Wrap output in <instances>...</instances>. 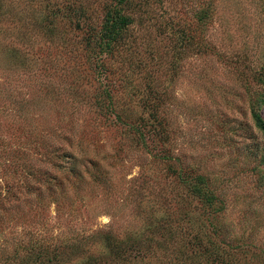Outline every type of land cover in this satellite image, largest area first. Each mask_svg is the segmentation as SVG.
Masks as SVG:
<instances>
[{"label":"rangeland","instance_id":"rangeland-1","mask_svg":"<svg viewBox=\"0 0 264 264\" xmlns=\"http://www.w3.org/2000/svg\"><path fill=\"white\" fill-rule=\"evenodd\" d=\"M114 3L0 0V264L104 254L105 234L124 241L189 195L169 164L203 177L218 198L220 234L246 253L237 264H264V134L250 117L264 72V0H131L121 8L125 40L100 57L101 70L86 37ZM67 5L85 14L67 19ZM52 7L62 9L60 34L49 37L37 21ZM202 9L210 18L199 24ZM184 32L191 47L178 49ZM148 82L166 127L143 129L156 131L146 150L113 111L146 117ZM165 146L169 160L158 158ZM193 203L200 215L212 210Z\"/></svg>","mask_w":264,"mask_h":264},{"label":"trees","instance_id":"trees-1","mask_svg":"<svg viewBox=\"0 0 264 264\" xmlns=\"http://www.w3.org/2000/svg\"><path fill=\"white\" fill-rule=\"evenodd\" d=\"M114 2L113 5L106 8L100 28L98 30L91 29V33L86 37V45L90 53L97 58L96 63L101 70H105V66L100 57L103 54H112L114 49L123 44L126 36L124 32H127L129 25V20L122 14L121 8L129 6L131 0H114ZM66 9L67 19L85 14L82 8L67 5ZM61 10L52 7L51 11L49 10L37 21L38 25L46 27V29L52 28L47 33L49 37L60 34L54 24L55 18ZM210 13L209 9H202L196 16L198 23H206V20L210 18ZM73 23L75 28H81L77 21ZM192 40L193 35L190 33L186 35L184 32L180 37V42L176 43L174 47L178 46V49H183L188 46L190 48ZM142 62V60H138L137 66H140ZM137 66L135 67L139 68ZM260 76L258 80L261 91L252 94L250 117L254 127L264 134V117L261 114V110L264 109V72ZM151 83H147V95L140 99L142 112L147 114L146 117L138 116L132 120V116L123 110L113 111L118 123L130 130L135 146L146 150L149 148L146 135L155 134L156 131H144L143 129L146 126L153 129L157 126L159 130L166 127L163 123L165 118L160 116L162 98L157 95V90L152 87ZM129 84L131 85V82ZM125 89L130 98L135 97L136 87L127 85ZM108 106L111 107V110L114 109L111 100ZM157 133L163 134V144L168 145L171 142L168 131H157ZM160 151L162 155L160 154L158 158L162 160L171 158V152L166 146ZM87 161L96 163L91 158H88ZM167 172L176 176L175 178L186 186L189 185L187 190L189 195L177 199L173 204L165 200L169 206L172 204V210L169 209L164 215L155 219L147 218L144 227L141 228L142 231L129 235L124 241H118L109 233L105 234L101 237L104 254L89 256L80 264H133L135 262L147 264V259H155L159 264H237V256L241 252L242 255L246 253L240 245H230V240L226 235L220 234L222 227L217 224L216 220L219 219V216L216 214L221 213V210L214 207L218 198L209 189L204 178L198 176L194 178V181H191L186 171L183 172L182 169H177L172 164L167 165ZM196 200H200L202 204H209L212 210L207 214L205 212H202L201 215L198 214L196 206L195 209L192 207L193 201ZM210 220L212 221L210 222ZM74 246L78 250L81 249L80 244ZM110 257L112 260L109 259ZM48 261L50 264L51 261L49 259Z\"/></svg>","mask_w":264,"mask_h":264}]
</instances>
